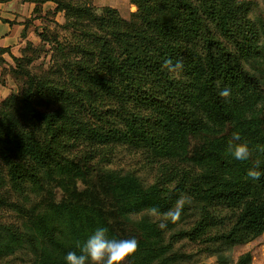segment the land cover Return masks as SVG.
Here are the masks:
<instances>
[{"label": "trees", "instance_id": "16d2710c", "mask_svg": "<svg viewBox=\"0 0 264 264\" xmlns=\"http://www.w3.org/2000/svg\"><path fill=\"white\" fill-rule=\"evenodd\" d=\"M29 1L55 3L49 14L63 13L68 41L56 42L59 77H27L23 93L0 101V157L8 151L19 162L9 176L0 165V204L10 191L22 201L19 224L0 223V259L66 264L68 252L79 254L77 245L105 226L110 238L138 241L128 264H176L188 257L172 250L174 241H196L219 226L212 239L222 249L211 252L222 260L224 246L264 232V176H247L257 160L264 172L260 83L247 67L263 54L264 22L252 14L264 0H133L138 10L129 19L88 0ZM169 58L183 61L179 75L163 67ZM225 87L228 98L218 95ZM235 131L249 144V160L227 151ZM105 144L188 159L195 170L169 189L75 151ZM18 169L21 191L11 176ZM182 199L198 206V219L176 230L184 208L178 218L171 213ZM150 212L170 214V226L138 218Z\"/></svg>", "mask_w": 264, "mask_h": 264}, {"label": "rangeland", "instance_id": "374dc122", "mask_svg": "<svg viewBox=\"0 0 264 264\" xmlns=\"http://www.w3.org/2000/svg\"><path fill=\"white\" fill-rule=\"evenodd\" d=\"M92 6L98 11L104 6L115 8L117 13L129 19L131 14L138 10L133 0H88ZM100 12V11H99ZM253 17H259V20L264 22V5L256 10ZM65 23L63 13L56 15H46L42 19L33 23V27L25 36L27 39L23 42L22 46L14 49L11 52L0 53V101L5 99L11 93H23L26 89L24 82L27 77L34 76L48 77L56 79L58 74H53V63L57 62L59 65L62 59L56 51V42L67 44L68 35L67 28L63 29L62 25ZM252 74H255L260 83L259 93L261 95L260 106L264 115V49L263 54L259 58L250 60L247 63ZM260 109V108H259ZM261 110V109H260ZM196 142L192 140L191 145ZM96 150L79 146L75 151L78 154L85 155L101 168H109L120 171L121 173H130L138 177L144 185H154L158 183L163 187L173 189L177 181L189 176L195 170L194 165L188 159H163L156 158L150 155L149 152L140 149H134L126 144H105V146ZM9 157V160L6 159ZM19 164L14 155L10 152H5V156L0 157V165L6 169L2 171L7 174L10 172L11 165L16 166ZM13 166V167H14ZM8 175V174H7ZM21 169L11 173L12 181L15 187L21 188ZM9 176V175H8ZM22 188L20 189V191ZM7 203L0 204V223L18 225L20 220V211L18 206L21 204V198H17L13 191H10ZM23 193L27 196L33 197L34 190L24 185ZM40 195L46 196V191ZM59 196V195H58ZM185 199H182L176 204L177 208H184L183 220L176 227L189 228L198 219L197 211L198 206L194 203L184 204ZM145 218L146 221L155 223L158 227H166L167 223L170 226V214L160 215L158 213L150 212L148 215H139L138 218ZM222 230V227L208 229L204 235L198 240H188L187 238L179 241H174L172 250L179 254L184 253L187 255L186 261L177 262L176 264H264V232L256 238L243 243L226 248L218 254L222 256L219 260L217 254L211 252L213 249L221 250L219 244L212 239V236L217 235ZM171 231L168 232L167 238ZM223 247V246H222ZM25 261V259H24ZM0 264H26L20 256H9L5 259H0ZM125 264H128L125 261Z\"/></svg>", "mask_w": 264, "mask_h": 264}, {"label": "clouds", "instance_id": "9594fccd", "mask_svg": "<svg viewBox=\"0 0 264 264\" xmlns=\"http://www.w3.org/2000/svg\"><path fill=\"white\" fill-rule=\"evenodd\" d=\"M163 67L170 73L179 75L184 65L182 60L173 62L169 58L164 61ZM218 95L222 98H228L231 95V90L227 87L222 88ZM227 151L234 159L239 161L249 160L252 156L248 142L242 139L239 131L233 132L228 141ZM261 151H264V149H261ZM260 167L261 162L257 160L254 167L249 169L247 176L254 181L260 180L264 176V172L259 170ZM171 215L173 218H178L180 209L177 208ZM108 233L109 229L107 227H97L83 244L77 245L79 254L76 251L67 253L66 264H125V261L138 251V241L135 238H110Z\"/></svg>", "mask_w": 264, "mask_h": 264}, {"label": "crops", "instance_id": "0c3cea01", "mask_svg": "<svg viewBox=\"0 0 264 264\" xmlns=\"http://www.w3.org/2000/svg\"><path fill=\"white\" fill-rule=\"evenodd\" d=\"M54 8L52 1L0 0V48L8 52L19 49L32 24L52 13Z\"/></svg>", "mask_w": 264, "mask_h": 264}]
</instances>
